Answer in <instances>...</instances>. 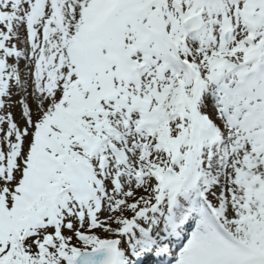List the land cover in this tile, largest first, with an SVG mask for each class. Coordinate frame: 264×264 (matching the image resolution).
Wrapping results in <instances>:
<instances>
[{"label":"snow or ice","instance_id":"1","mask_svg":"<svg viewBox=\"0 0 264 264\" xmlns=\"http://www.w3.org/2000/svg\"><path fill=\"white\" fill-rule=\"evenodd\" d=\"M0 264H264V0H0Z\"/></svg>","mask_w":264,"mask_h":264}]
</instances>
